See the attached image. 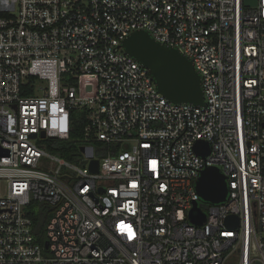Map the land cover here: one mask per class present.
<instances>
[{"label": "built area", "instance_id": "built-area-1", "mask_svg": "<svg viewBox=\"0 0 264 264\" xmlns=\"http://www.w3.org/2000/svg\"><path fill=\"white\" fill-rule=\"evenodd\" d=\"M140 29L193 60L204 105L166 98L125 51ZM76 110L88 122L73 161L50 146ZM209 166L227 177L223 202L197 192ZM258 263L264 0H0V264Z\"/></svg>", "mask_w": 264, "mask_h": 264}, {"label": "water", "instance_id": "water-1", "mask_svg": "<svg viewBox=\"0 0 264 264\" xmlns=\"http://www.w3.org/2000/svg\"><path fill=\"white\" fill-rule=\"evenodd\" d=\"M256 0H246V4H254ZM125 51L142 65L147 67L155 78L158 90L169 100L175 103H192L204 105L205 95L201 74L195 67L192 59L185 55L179 48L166 45L155 38L146 30H135L126 36L122 43ZM88 93L94 91L90 86ZM45 136V134L43 133ZM196 151L201 155H207L210 144L199 140ZM85 150V147H81ZM94 171L99 170V161L94 159L91 163ZM196 189L203 201L220 203L227 199L229 186L226 175L219 167L209 166L204 168L196 182ZM206 213L196 202L190 210V220L196 224H202L206 220ZM240 218L230 215L226 224L237 227ZM49 242H46V247ZM259 264V263H258Z\"/></svg>", "mask_w": 264, "mask_h": 264}, {"label": "trees", "instance_id": "trees-1", "mask_svg": "<svg viewBox=\"0 0 264 264\" xmlns=\"http://www.w3.org/2000/svg\"><path fill=\"white\" fill-rule=\"evenodd\" d=\"M88 122L86 112L76 110L72 114V127L69 139H52L50 150L59 153L68 160H76L79 154V144L85 141V127ZM37 206V205H36ZM36 212H33L35 231L39 236L50 218L49 207L43 204ZM49 214V215H48Z\"/></svg>", "mask_w": 264, "mask_h": 264}, {"label": "rangeland", "instance_id": "rangeland-1", "mask_svg": "<svg viewBox=\"0 0 264 264\" xmlns=\"http://www.w3.org/2000/svg\"><path fill=\"white\" fill-rule=\"evenodd\" d=\"M45 143H47V140H45Z\"/></svg>", "mask_w": 264, "mask_h": 264}]
</instances>
